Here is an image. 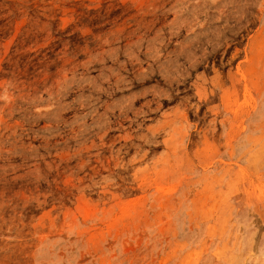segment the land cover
<instances>
[{
    "label": "rangeland",
    "instance_id": "374dc122",
    "mask_svg": "<svg viewBox=\"0 0 264 264\" xmlns=\"http://www.w3.org/2000/svg\"><path fill=\"white\" fill-rule=\"evenodd\" d=\"M0 264H264V0H0Z\"/></svg>",
    "mask_w": 264,
    "mask_h": 264
}]
</instances>
